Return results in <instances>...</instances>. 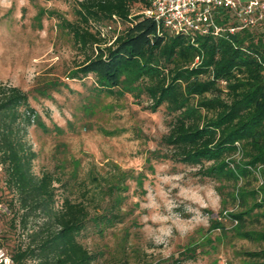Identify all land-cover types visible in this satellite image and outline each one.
I'll return each mask as SVG.
<instances>
[{"label": "rangeland", "instance_id": "374dc122", "mask_svg": "<svg viewBox=\"0 0 264 264\" xmlns=\"http://www.w3.org/2000/svg\"><path fill=\"white\" fill-rule=\"evenodd\" d=\"M75 1L0 0V82L28 92L40 119L20 124L37 154L34 172L52 170L70 178L61 196L83 199L93 214H118L121 222L92 227L82 237L103 261L157 264L193 255L182 264L255 262L249 253L264 243L243 238L226 215L244 210L231 197L234 183L168 157L161 141L168 131L165 106L154 112L145 94L108 96L98 93L93 74L73 76L85 55L66 26L76 19ZM261 24L264 15L254 26ZM123 27L121 21L101 24L110 39ZM261 185L242 180L238 186ZM12 199L0 165V239L5 243L0 262L5 264H10L6 254L29 239L26 229L12 225ZM262 212L255 211L243 228L263 231ZM37 220L32 218L30 228Z\"/></svg>", "mask_w": 264, "mask_h": 264}, {"label": "trees", "instance_id": "16d2710c", "mask_svg": "<svg viewBox=\"0 0 264 264\" xmlns=\"http://www.w3.org/2000/svg\"><path fill=\"white\" fill-rule=\"evenodd\" d=\"M151 4L76 0V19L66 26L85 55L73 76L93 74L98 93L108 96L145 94L154 112L165 106L168 131L161 141L168 157L199 167V173L214 180L233 182L231 197L244 210L226 215L237 222L243 238L264 243V230L243 228L255 211L264 216V25L220 35L174 33L142 11ZM135 5L141 9L135 12ZM108 21L124 23L111 39L101 29ZM218 21L228 26L237 18L224 9ZM39 121L30 94L0 82V165L12 193V225L26 229L29 238L6 254L10 264H140L103 261L84 244L90 228L121 220L115 212L93 214L83 199L61 196L70 178L52 170L34 172L37 154L21 135L20 124ZM242 180L262 185L238 186ZM33 217L39 220L30 228ZM4 247L0 239V250ZM249 256L255 260L251 264H264V247ZM188 257L193 255L157 264H182Z\"/></svg>", "mask_w": 264, "mask_h": 264}, {"label": "built area", "instance_id": "2783aa9c", "mask_svg": "<svg viewBox=\"0 0 264 264\" xmlns=\"http://www.w3.org/2000/svg\"><path fill=\"white\" fill-rule=\"evenodd\" d=\"M224 9L235 15L237 23L227 26L218 21ZM142 11L174 33L220 35L254 25L264 15V0H152Z\"/></svg>", "mask_w": 264, "mask_h": 264}]
</instances>
